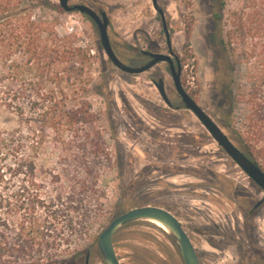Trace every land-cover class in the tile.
<instances>
[{
    "label": "rangeland",
    "instance_id": "1",
    "mask_svg": "<svg viewBox=\"0 0 264 264\" xmlns=\"http://www.w3.org/2000/svg\"><path fill=\"white\" fill-rule=\"evenodd\" d=\"M49 1L59 5V0ZM68 3H84L106 13L111 46L123 63L138 61L141 49H166L160 17L151 0ZM157 3L169 25L172 49L182 58L183 87L241 148L231 128L223 126V49L219 41L223 31L227 39L231 12L239 9L240 0ZM31 11L35 18L52 22L59 36L72 34L73 46L85 51L80 88L75 93L72 86L63 84L66 107L76 103L82 112L75 126L77 137L67 127L57 138L55 130L41 122L43 108L31 105L36 98L23 85L18 87L17 101L24 115L0 105V229L5 231L0 232V264L47 263L53 250L45 240L51 244L55 234L49 232L42 238L38 233L53 231L38 200L44 203L59 188L65 193L71 184L84 204L71 214L72 231L66 228V220L57 226L63 237L54 238V264H104L97 248L99 233L115 216L144 205L165 208L179 219L201 264H264V203L247 221L241 220L242 213L251 210L264 192L191 112L168 108L151 82L159 75L172 89L165 64L140 74L123 72L109 61L95 24L81 13H59L37 5ZM215 12H220L219 19L213 17ZM233 46L237 47L235 39ZM234 67L236 99L230 126L238 127L247 106L237 98L238 84H245L242 68ZM171 98L178 103L174 93ZM27 116L29 121H25ZM97 136L102 150L91 144ZM87 180L102 191L101 208L95 195L83 189ZM84 211L86 222L82 223ZM113 245L122 264H184L167 233L146 220L119 228ZM9 246L13 248L5 249Z\"/></svg>",
    "mask_w": 264,
    "mask_h": 264
},
{
    "label": "trees",
    "instance_id": "2",
    "mask_svg": "<svg viewBox=\"0 0 264 264\" xmlns=\"http://www.w3.org/2000/svg\"><path fill=\"white\" fill-rule=\"evenodd\" d=\"M240 2L239 9L231 12L232 29L227 32V39L224 38L223 31V40H219L223 49V126L231 128L241 149L264 172V0ZM222 4L224 6V1L219 2V8ZM36 5L64 12L59 5L49 0H34V3H29L28 0H0V105L24 115L23 108L17 101L20 95L18 87L23 85V89L29 90L36 98L30 101L31 105L39 104L43 108L40 113L41 122L49 124L55 130L57 138L63 136L67 127L73 129L72 133L76 138L75 126L81 118L82 110L76 103H71L72 108L66 107L65 86H72V92L75 93L80 88L79 75L84 68L86 53L73 46L72 34L59 36L52 22L35 18L31 10ZM83 16L89 19L86 15ZM220 16V12L213 13L215 19ZM186 36H189V31ZM234 39L237 40V47H230ZM236 65L242 68L241 79L245 83L243 87L238 84L237 98L246 104L247 111L239 126L231 127L233 100L236 99L233 89ZM86 81L90 83L89 76ZM25 121H29L28 116ZM91 144L102 150V141L98 136L94 137ZM84 186L83 189L95 195L96 205L101 208L102 191L94 187L93 181H85ZM38 202L46 210L45 218L53 230L42 229L38 233L42 238L49 232L55 234L52 241H49L51 244L45 240V245L53 250L48 254L46 264H54V238L63 237V231L57 226L62 220H66V228L72 231L74 227L71 214L78 211L80 205L84 204V199L76 194L75 186L71 184L67 192L56 189L53 197L44 203ZM31 206L34 207V202H31ZM85 216L84 211L80 218L82 223L86 222ZM2 224L7 225L5 221ZM1 244L0 240V247ZM12 248L5 247L7 250Z\"/></svg>",
    "mask_w": 264,
    "mask_h": 264
},
{
    "label": "water",
    "instance_id": "3",
    "mask_svg": "<svg viewBox=\"0 0 264 264\" xmlns=\"http://www.w3.org/2000/svg\"><path fill=\"white\" fill-rule=\"evenodd\" d=\"M69 0H59V6L65 12L76 11L86 15L96 26L98 31L99 43L109 61L119 70L136 74L141 73L155 63L170 60V56L164 53H151L152 59L146 64L138 67L129 66L121 62L115 55L111 46L107 26L108 18L104 11L97 12L91 6L84 3L69 4ZM152 7L161 15L163 29L165 32L166 43L169 53L175 55L171 50V40L165 22L162 16V8L158 5L157 0H151ZM175 57H177L175 55ZM171 75L177 93L186 106L201 122L203 127L208 131L217 144L224 150L229 158L264 192V172L244 153V151L235 145L228 135L219 127V125L189 96L187 91L182 87L179 80V71L171 68ZM157 91L161 95L163 101L170 105L165 92L163 90V82L160 78L154 83ZM157 221L165 227V233L176 247L184 264H201L195 247L190 237L183 229L179 219L167 209L144 205L130 208L110 220L107 226L99 233L97 237V248L104 264H122L116 255L113 245V235L121 227L137 221ZM163 230V229H162Z\"/></svg>",
    "mask_w": 264,
    "mask_h": 264
},
{
    "label": "flooded vegetation",
    "instance_id": "4",
    "mask_svg": "<svg viewBox=\"0 0 264 264\" xmlns=\"http://www.w3.org/2000/svg\"><path fill=\"white\" fill-rule=\"evenodd\" d=\"M97 12H100V11H97ZM159 17H160V22H161V29H162V32L164 34V37H165V32H164V29H163V22H162V19H161V15L158 13ZM162 16H163V19H164V22H165V26L167 28V31L168 33L170 32L169 31V25L167 24L166 22V19H165V16H164V10L162 8ZM170 36V35H169ZM165 44H166V49L164 51H151L149 49H141L139 50V54L141 55L140 59L138 61H135V62H129L127 65L129 66H133V67H138V66H142L144 64H146L147 62H149L152 57H151V53H164V54H167L170 56V60H165V61H160V62H157L155 63L153 66H155L156 64L158 63H163L165 64V67L167 69V71L169 72V74L171 75V68L174 70V71H179V80L181 82V85L183 87V84H182V78L184 76V72H183V69H182V66H183V63H182V58H180L172 49V46H171V50L174 52V54L177 56L175 57V55H172L169 53V48L167 46V43H166V38H165ZM153 66H151L150 68H152ZM149 68V69H150ZM147 69V70H149ZM145 70V71H147ZM143 71V72H145ZM142 73V72H141ZM131 74V73H129ZM136 74H140V73H136ZM162 79V82H163V90L165 92V95L170 103V105H166L168 106V108H170L171 110H176V109H184V110H187L188 112H191L188 108H186V106L184 105L182 99H181V96L177 93L176 89H175V86H174V82H173V79H172V89H168L165 85V82L163 80V78L161 76H156V77H152L151 78V82L152 84L154 85L155 82H158L159 79ZM171 78H172V75H171ZM155 86V85H154ZM184 88V87H183ZM185 89V88H184ZM185 91H187L185 89ZM159 93V92H158ZM174 93V96L176 97V99L178 100V103H174L172 98H171V95ZM187 93L189 94V96L191 98H194V96L192 95V93L188 92ZM160 95V94H159ZM161 97V95H160ZM162 98V97H161ZM163 100V99H162ZM195 102L197 103V101L195 100ZM198 104V103H197ZM199 105V104H198ZM200 106V105H199ZM201 107V106H200ZM192 113V112H191ZM193 114V113H192ZM194 115V114H193ZM195 116V115H194ZM196 117V116H195ZM200 122V121H199ZM201 123V122H200ZM262 203H264V196L262 197V199H260L259 201H257L254 205H253V208L251 210H248L246 212H243L242 213V216H241V220L242 222L244 223L245 221H247V219L249 218V216L252 214V212L256 209H258ZM198 255V254H197ZM199 257V256H198ZM87 262V256H86V260H85V263Z\"/></svg>",
    "mask_w": 264,
    "mask_h": 264
},
{
    "label": "bare ground",
    "instance_id": "5",
    "mask_svg": "<svg viewBox=\"0 0 264 264\" xmlns=\"http://www.w3.org/2000/svg\"><path fill=\"white\" fill-rule=\"evenodd\" d=\"M150 222L153 223L154 225L158 226L159 228L165 230V227L162 224H160L159 222H157V221H150Z\"/></svg>",
    "mask_w": 264,
    "mask_h": 264
},
{
    "label": "built area",
    "instance_id": "6",
    "mask_svg": "<svg viewBox=\"0 0 264 264\" xmlns=\"http://www.w3.org/2000/svg\"><path fill=\"white\" fill-rule=\"evenodd\" d=\"M80 46L82 47V48H85L86 47V44L85 43H80ZM88 51L90 52V53H93V50L92 49H88Z\"/></svg>",
    "mask_w": 264,
    "mask_h": 264
}]
</instances>
